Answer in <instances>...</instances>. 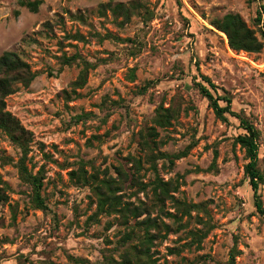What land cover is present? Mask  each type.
<instances>
[{
	"label": "rangeland",
	"instance_id": "1",
	"mask_svg": "<svg viewBox=\"0 0 264 264\" xmlns=\"http://www.w3.org/2000/svg\"><path fill=\"white\" fill-rule=\"evenodd\" d=\"M41 1L33 12L0 0V56L37 73L6 98L32 138L23 152L0 129V264H264L245 131L201 91L258 128L264 177V0ZM227 14L261 50L229 48L215 26ZM121 169L138 183L129 175L117 210L113 197L102 206ZM258 194L264 207V179ZM127 205L147 211L124 217ZM149 216L153 243L139 225Z\"/></svg>",
	"mask_w": 264,
	"mask_h": 264
},
{
	"label": "trees",
	"instance_id": "2",
	"mask_svg": "<svg viewBox=\"0 0 264 264\" xmlns=\"http://www.w3.org/2000/svg\"><path fill=\"white\" fill-rule=\"evenodd\" d=\"M20 4L23 6H27L31 11L36 12L38 10L39 5L41 4V0H33V1H24L19 0ZM262 10H264V5H262ZM118 12L124 13L126 12V17L128 16V9L126 7H119ZM262 11L259 12L258 20H261ZM264 22V20H263ZM215 26L223 31L226 34V38L228 41L229 48L231 47L233 50H246V51H259L262 48V43L256 38L254 33L248 29L240 18L239 15L236 14H227L222 21H216ZM230 48V49H231ZM74 61V57H66L65 63H71ZM86 72V68L82 70L81 74L84 75ZM37 73L34 72L30 66V64L20 57L16 52L13 51H5L0 56V129L14 142L16 143L23 152H26L28 149V143L31 141L32 133L27 130L21 122L12 115L10 111L6 109V98L16 91V85L22 84L28 86L32 83V81L36 78ZM201 91L203 94L209 99L212 108L217 117L220 119L226 120V115L230 114L237 119H239L241 127L244 129V133L240 134L237 137V142L245 148L247 156L249 158V162L245 166V174L249 178V182L251 188L254 193L255 198V207L258 213L264 216V207L263 203L260 199V195L258 194V189L260 183L263 181V173L259 169V144L258 139L260 132L255 124L249 119L245 118L243 114L236 113L231 109L232 100L230 98H218L215 97L209 89L201 85ZM223 99L226 101V105H221L219 100ZM169 124V119L167 117H162L161 125L166 126ZM136 164L141 165V161H135ZM140 168V166H139ZM21 170L25 174L27 178H31L32 182L35 186L40 187L41 181L37 179V176H34L28 172L27 167L22 163ZM74 174V173H72ZM119 175L121 176L122 182L115 183L110 187L109 196L106 199L102 197L101 205L104 206L109 200L113 197L112 207H115L117 210V206L121 205L120 197H117L115 194V189L120 190V186H122L123 182H126L130 178L134 185L138 183L136 177L125 172L124 170L119 171ZM160 192L156 188V194L161 198V196L167 194V188H162ZM38 198H40L37 195ZM41 205H43L42 199H39ZM44 206V205H43ZM195 207V205H193ZM146 209L139 210V207L130 205L125 206L120 212L124 217L130 216L134 218H138L146 212ZM139 225L144 228L146 232V236L148 237V243H153V240L158 236L157 233H150V228L155 227V229L160 228V224L155 220L149 217L139 221ZM158 232V231H157ZM146 242V240H144ZM127 264H130V260H125ZM231 264H235V256L232 254L230 259Z\"/></svg>",
	"mask_w": 264,
	"mask_h": 264
}]
</instances>
